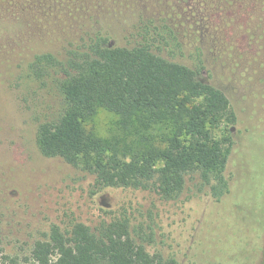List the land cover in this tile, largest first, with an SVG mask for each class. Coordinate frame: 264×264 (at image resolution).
<instances>
[{
    "label": "trees",
    "instance_id": "obj_1",
    "mask_svg": "<svg viewBox=\"0 0 264 264\" xmlns=\"http://www.w3.org/2000/svg\"><path fill=\"white\" fill-rule=\"evenodd\" d=\"M182 1L46 0L42 43L10 7L0 10L5 55L23 56L26 86L52 97L35 111L39 154L91 176L95 192L130 189L173 201L193 182L215 202L230 193L236 117L226 95L204 79L201 49L183 48L172 21ZM197 2L206 15L233 11L235 3L248 5L244 19L264 15V0ZM101 111L115 118L109 136L94 126ZM216 130L228 136L216 138ZM153 241L151 228L120 208L92 227L75 218L51 223L25 254H1L0 264H180L150 252Z\"/></svg>",
    "mask_w": 264,
    "mask_h": 264
},
{
    "label": "rangeland",
    "instance_id": "obj_2",
    "mask_svg": "<svg viewBox=\"0 0 264 264\" xmlns=\"http://www.w3.org/2000/svg\"><path fill=\"white\" fill-rule=\"evenodd\" d=\"M11 1L0 0V10L10 7L42 43L49 33L46 0L32 8L33 0ZM247 6L235 3L228 6L233 11L226 7L206 15L197 0H184L172 20L185 52L201 49L204 79L226 95L236 117L229 136L214 132L231 141L226 171L231 189L219 202L193 182L173 201L130 189L95 192L91 176L41 156L34 116L52 104V97L26 86L23 56L5 55L0 44V256L25 254L51 223L75 218L92 227L122 208L151 228L148 250L164 258L180 264H264V225L255 221L264 216L258 212L264 206V15L257 10L254 20L244 19ZM114 119L101 111L94 126L109 136Z\"/></svg>",
    "mask_w": 264,
    "mask_h": 264
}]
</instances>
